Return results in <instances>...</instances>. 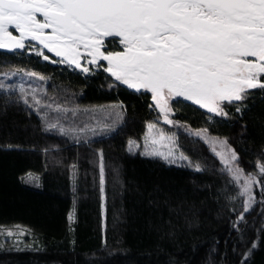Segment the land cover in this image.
I'll use <instances>...</instances> for the list:
<instances>
[{"label": "trees", "instance_id": "obj_1", "mask_svg": "<svg viewBox=\"0 0 264 264\" xmlns=\"http://www.w3.org/2000/svg\"><path fill=\"white\" fill-rule=\"evenodd\" d=\"M9 69L20 71L5 78L3 73ZM31 71L48 79L24 80ZM106 75L97 71L86 77L25 50L0 49V81L17 86L13 97L19 95V82L26 89H45L42 104L50 102L48 97L63 104L67 97L72 101L67 107L89 111L77 114L74 123H62L95 129V134H75L87 144L56 131L44 132L34 109L23 101L6 105L0 90V230L19 231L16 242L0 239V264H244L241 253L252 243L257 246L247 264H264V233L259 231L264 227V196L255 191L256 203L245 216L246 224L240 225L245 229L241 240L233 228V209L242 211L244 201L237 196L239 187L228 183L230 177L221 171L218 157L194 135L207 129L210 135L227 138L240 156V167L253 172L257 163H264L260 156L264 153V92L252 90L246 110L233 109L226 119L210 120L203 109L178 99L172 118L186 127H176L174 133L192 166L188 161L168 164L128 150V141L141 140L147 123L158 118L155 108L149 107L150 94L110 89ZM121 102L127 105L122 120L115 130L103 131L114 119L113 106ZM101 148L104 200L99 158L94 155ZM196 163L204 170L196 171ZM156 186L162 194L193 207L191 223L184 224L181 218L174 235L154 227L161 217L169 218L167 208L148 204V193ZM225 187L237 198L230 201L216 194Z\"/></svg>", "mask_w": 264, "mask_h": 264}, {"label": "snow or ice", "instance_id": "obj_2", "mask_svg": "<svg viewBox=\"0 0 264 264\" xmlns=\"http://www.w3.org/2000/svg\"><path fill=\"white\" fill-rule=\"evenodd\" d=\"M0 49L25 50L44 62L64 65L86 77L102 71L107 74L110 89L124 88L139 96L150 94L153 103L149 107L158 110V119L186 127L172 118L173 103L180 102L177 98L206 110L212 120L229 118L233 109L242 113L253 96L252 90L264 92V0H0ZM16 71L9 69L3 75L7 78L16 75ZM25 75L39 81L48 79L35 71ZM16 87L0 81L6 105L23 101L39 114L44 132L56 131L71 136L77 143H89L75 134H95V129H88L87 125L66 127L62 123H74L77 114H86L89 109L67 107L72 103L67 97L63 104L55 97H48L50 102L42 104L46 90L26 89L23 83L18 86L19 95L13 97ZM126 109L123 102L114 105V119L102 130H115ZM147 129L140 155L159 157L168 164L186 160L192 166L183 151H176L178 141L174 135H166L153 122L147 123ZM206 134L207 129L195 132L213 145L212 152L224 165L221 171L230 177L228 183L239 187L237 196L246 197L242 211L233 209V228L243 240L245 229L240 225L246 224L245 216L256 203L253 187L259 185L264 196V163L254 166L258 171L246 173L227 138L208 140ZM217 142L219 151L215 147ZM128 145L129 152L141 148L132 139ZM94 155L99 158V190L104 200L103 149H95ZM260 156L264 160V153ZM194 167L198 172L204 170L199 163ZM162 192L156 186L148 193L150 207L169 210V218L161 217L154 227L174 235L181 218L184 224L191 223L193 207ZM216 194L230 201L237 198L227 187ZM259 231L264 233V227ZM256 246L252 243L241 253L244 264Z\"/></svg>", "mask_w": 264, "mask_h": 264}, {"label": "rangeland", "instance_id": "obj_3", "mask_svg": "<svg viewBox=\"0 0 264 264\" xmlns=\"http://www.w3.org/2000/svg\"><path fill=\"white\" fill-rule=\"evenodd\" d=\"M3 50H9V49H3ZM27 53H30V52H27ZM32 54H34V53H32ZM42 59V58H41ZM62 66H64V65H62ZM78 71V70H77ZM25 79L24 80H28L29 79V76H26V77H24ZM22 82H19V84H21ZM106 85H107V87H108V81H107V83H106ZM109 88V87H108ZM181 100L182 102H187V103H190L191 104V102H188V101H183V99L182 98H177V100ZM153 103V102H152ZM196 106V105H195ZM197 107H199V106H197ZM155 111L157 112V114H158V116H159V113H158V110H156L155 109ZM204 111H206V110H204ZM149 122H153V123H156V125H157V129L158 130H162L166 135H168V136H173L174 135V137H175V133H174V129H176V127L175 126H172V125H168V124H166L164 121H163V119H162V117L161 118H157L155 121H149ZM165 127H167V128H165ZM173 128V129H172ZM178 128V127H177ZM147 132H148V129H147V125H146V130H145V132H144V134H143V136L141 137V140H139L138 142L141 144V148L138 150V151H140V152H142L144 149H143V144H144V137L146 136V134H147ZM195 132L196 131H194V135H195ZM207 135V139L208 140H213V139H216L217 141H222V140H224V138H222V137H217V136H213V135H210V134H206ZM196 136V135H195ZM198 137V136H197ZM176 138V137H175ZM200 139H202L204 142H205V140L202 138V137H199ZM206 143V142H205ZM206 144H208V146H209V148L212 150V147H213V145L211 144V143H206ZM215 147H216V149H217V151H219L220 150V144L217 142L216 144H215ZM128 148H129V145H128ZM135 150H137V149H135V148H133V150L132 151H135ZM176 151L179 153L180 152V150H179V148L177 147L176 148ZM219 159V158H218ZM184 162H186V160L185 161H177V163H175V164H180V163H184ZM221 163V162H220ZM221 166H222V168L224 167V165L221 163ZM255 171H258V169H255L253 172H255ZM255 191H258V193H261V191H262V189H261V187L259 186V185H255L254 187H253V192H254V194H256V192ZM243 199L245 200L246 199V197H243ZM9 233H11V235H9ZM16 235H19V231H16V230H13V229H2V230H0V239L2 240H9V238H11L12 239V242H14L15 240L14 239H16V237H14V236H16ZM0 240V241H1ZM8 242V241H7ZM16 242V241H15Z\"/></svg>", "mask_w": 264, "mask_h": 264}]
</instances>
